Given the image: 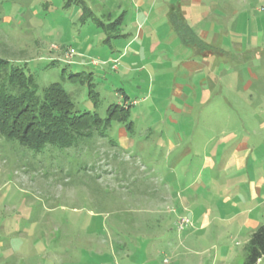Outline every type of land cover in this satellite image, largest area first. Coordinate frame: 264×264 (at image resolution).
Returning a JSON list of instances; mask_svg holds the SVG:
<instances>
[{"label":"rangeland","instance_id":"1","mask_svg":"<svg viewBox=\"0 0 264 264\" xmlns=\"http://www.w3.org/2000/svg\"><path fill=\"white\" fill-rule=\"evenodd\" d=\"M68 1L0 0V60L34 75L39 94L62 85L75 113L106 119L120 105L131 117L67 148L35 152L0 138V264H244L264 224L251 186L264 172V65L249 59L241 75L228 45L246 37L245 18L202 19L196 0H150L166 2L168 16L154 8L146 19L149 6L133 0H82L93 12L82 21ZM252 3L258 20L264 6ZM172 15L195 34L212 27L218 45L186 30L182 42ZM94 17L123 18V36ZM209 76L206 97L188 89Z\"/></svg>","mask_w":264,"mask_h":264},{"label":"trees","instance_id":"2","mask_svg":"<svg viewBox=\"0 0 264 264\" xmlns=\"http://www.w3.org/2000/svg\"><path fill=\"white\" fill-rule=\"evenodd\" d=\"M72 4L83 10L82 21L92 17L93 12L82 0H69L67 5L70 7ZM172 16L171 24L182 42L187 44L184 30L196 39V43L201 41L184 19ZM93 19L100 29L103 28L113 38L123 36V18L109 26L95 17ZM78 77L80 74H72L69 79L75 81ZM35 81V76L27 73L23 67L0 60V138L18 142L35 152L49 145L67 148L78 143L80 137L90 136L86 131L100 125L106 127L114 121L126 123L131 117L130 108L120 105L111 106L106 119L98 113H75L74 102L62 85L52 84L39 94ZM89 86L91 95L95 85L90 82ZM245 252L244 264H258L264 258V225L251 235Z\"/></svg>","mask_w":264,"mask_h":264},{"label":"crops","instance_id":"3","mask_svg":"<svg viewBox=\"0 0 264 264\" xmlns=\"http://www.w3.org/2000/svg\"><path fill=\"white\" fill-rule=\"evenodd\" d=\"M135 1V4H139V6L142 4H146L149 6V10L148 12H144L145 16L144 18L146 19V17H151V11L155 8L157 10H160L162 13H165V16H168V6L165 7V5H167V3H164V6H156V3L154 5H149V1L150 0H133ZM138 1V2H137ZM139 1H141L139 3ZM252 2H256L258 3L255 6L258 7H262L264 6V0H196V6L198 7L199 13L198 16L202 19H208L212 16H217L216 13H221V15L225 16V17H230L231 18V23H233L234 25L237 24V18L243 16L245 18V24L242 25L241 30H244V32L246 33V37L244 38V40H242L241 42H235L234 38L231 37V39L233 40L232 42H230L228 45L230 47L231 50H236V52H238L236 54L237 59H239L241 61V75L243 74V68L245 69V66L247 67V65H249V59L250 60H256V61H262L263 63L261 65H264V16H262L261 18H259L258 20H254L252 18H250V3L251 5L253 4ZM253 6V5H252ZM74 7V17L76 16L78 20L81 19L82 16V9L76 5L73 6ZM164 7V8H163ZM196 7V8H197ZM254 7V6H253ZM163 8V9H162ZM259 14H263L264 12H260V10H257ZM166 16V17H167ZM140 17V16H139ZM146 22V20H145ZM143 24L140 23V26L138 27V30L141 32V27ZM240 30V31H241ZM213 31V28L210 27V29L206 30L204 28H200L196 25V36L198 38H200L202 40V42L210 45V46H217L219 41H217V39H214L211 35ZM142 34V33H141ZM242 36V33H241ZM256 37V40L254 41L253 39ZM212 38L215 40V42L212 41ZM224 41H221V44ZM226 42V41H225ZM228 45L225 47L227 49ZM220 46V45H219ZM226 54L230 55L231 57H227L226 58V64H232L233 61V53L227 52V50L225 51ZM203 57V62H208L209 57ZM202 57H200V59H202ZM241 57V58H240ZM239 60H235V61H239ZM201 62V64L203 63ZM197 70L196 73L202 71L204 68L200 67V64L197 62ZM200 67V68H199ZM251 74H253V72H251ZM255 78H258V80H262L261 76L259 75H252ZM211 76H209V78H204L201 79L200 82L196 83V86L193 85H183L184 87L191 90V91H196V89L198 87H200L203 91V94L205 95L204 97H206L209 94V89H208V82L211 81ZM199 84V85H198ZM247 86L248 87L251 82L247 81ZM264 94V93H262ZM261 94V95H262ZM260 130L264 131V121H262L260 123L259 126ZM236 159H234V163H236ZM260 175V174H259ZM258 174L256 175V183L255 185H251L253 187L252 191L256 192V194H260L261 197H263L264 199V172H262V174L260 175L261 179H259ZM259 205V203H258ZM258 209V208H257ZM264 224H256L255 229L253 230V232L251 233V235L260 227ZM251 235L249 236L248 242L251 238ZM247 242V243H248ZM260 263V262H259ZM258 263V264H259Z\"/></svg>","mask_w":264,"mask_h":264},{"label":"built area","instance_id":"4","mask_svg":"<svg viewBox=\"0 0 264 264\" xmlns=\"http://www.w3.org/2000/svg\"><path fill=\"white\" fill-rule=\"evenodd\" d=\"M261 11H264V7L261 9ZM191 225V222L188 219L182 220L180 222V228L184 229L185 227H189Z\"/></svg>","mask_w":264,"mask_h":264}]
</instances>
